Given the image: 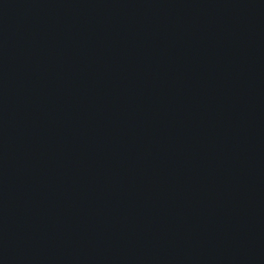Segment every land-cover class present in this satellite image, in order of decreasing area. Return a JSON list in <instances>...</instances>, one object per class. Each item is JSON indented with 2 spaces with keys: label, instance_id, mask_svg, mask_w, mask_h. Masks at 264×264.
Instances as JSON below:
<instances>
[{
  "label": "water",
  "instance_id": "1",
  "mask_svg": "<svg viewBox=\"0 0 264 264\" xmlns=\"http://www.w3.org/2000/svg\"><path fill=\"white\" fill-rule=\"evenodd\" d=\"M0 264H264V0H0Z\"/></svg>",
  "mask_w": 264,
  "mask_h": 264
}]
</instances>
